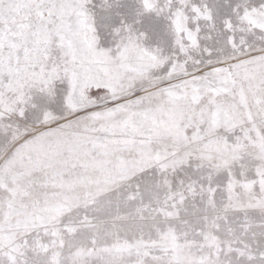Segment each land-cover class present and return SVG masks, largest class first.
Here are the masks:
<instances>
[{
    "label": "rangeland",
    "instance_id": "374dc122",
    "mask_svg": "<svg viewBox=\"0 0 264 264\" xmlns=\"http://www.w3.org/2000/svg\"><path fill=\"white\" fill-rule=\"evenodd\" d=\"M0 264H264V0H0Z\"/></svg>",
    "mask_w": 264,
    "mask_h": 264
}]
</instances>
